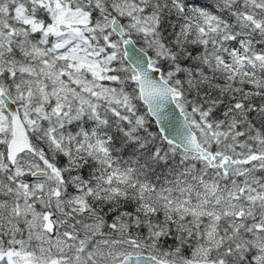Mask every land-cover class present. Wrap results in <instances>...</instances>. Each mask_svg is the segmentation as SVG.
Segmentation results:
<instances>
[{
    "label": "snow or ice",
    "instance_id": "1",
    "mask_svg": "<svg viewBox=\"0 0 264 264\" xmlns=\"http://www.w3.org/2000/svg\"><path fill=\"white\" fill-rule=\"evenodd\" d=\"M0 264H264V0H0Z\"/></svg>",
    "mask_w": 264,
    "mask_h": 264
}]
</instances>
